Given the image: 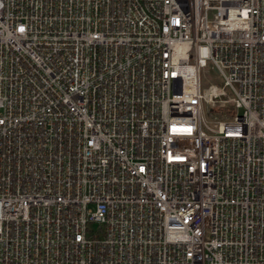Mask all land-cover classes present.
Here are the masks:
<instances>
[{"label": "built area", "instance_id": "2783aa9c", "mask_svg": "<svg viewBox=\"0 0 264 264\" xmlns=\"http://www.w3.org/2000/svg\"><path fill=\"white\" fill-rule=\"evenodd\" d=\"M0 264H264V0H0Z\"/></svg>", "mask_w": 264, "mask_h": 264}, {"label": "rangeland", "instance_id": "374dc122", "mask_svg": "<svg viewBox=\"0 0 264 264\" xmlns=\"http://www.w3.org/2000/svg\"><path fill=\"white\" fill-rule=\"evenodd\" d=\"M205 74H206V79L203 81V85L204 86H208L209 84H215L218 86H222L223 85V81L222 79L213 71L211 70L210 73L208 70H205ZM215 111H213L210 107L208 106H203L202 109V118L204 121V124L207 126H212V124L216 121H224L226 120L228 117H230L231 112H230V107H228L229 110H227V108H225L224 106V102L223 100L220 101L218 103V105L216 106ZM234 113V111H232ZM236 114V113H234ZM204 125V129L206 130V127Z\"/></svg>", "mask_w": 264, "mask_h": 264}]
</instances>
